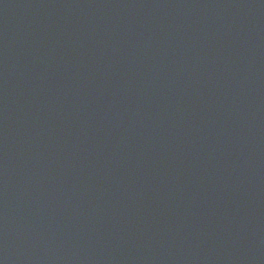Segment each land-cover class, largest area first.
I'll list each match as a JSON object with an SVG mask.
<instances>
[{
	"label": "water",
	"instance_id": "obj_1",
	"mask_svg": "<svg viewBox=\"0 0 264 264\" xmlns=\"http://www.w3.org/2000/svg\"><path fill=\"white\" fill-rule=\"evenodd\" d=\"M0 264H264V0H0Z\"/></svg>",
	"mask_w": 264,
	"mask_h": 264
}]
</instances>
